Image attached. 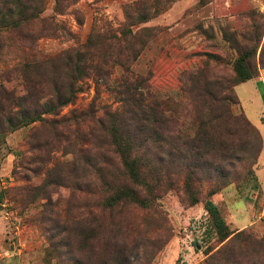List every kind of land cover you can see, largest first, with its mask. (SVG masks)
<instances>
[{
  "label": "rangeland",
  "instance_id": "rangeland-1",
  "mask_svg": "<svg viewBox=\"0 0 264 264\" xmlns=\"http://www.w3.org/2000/svg\"><path fill=\"white\" fill-rule=\"evenodd\" d=\"M44 2L40 17H49L53 26H28L39 36L36 49L96 59L87 62L89 76L78 82L81 91L55 123L46 116L49 123L0 140V264H208L225 242H215L206 200L217 206L230 230L264 238V123L243 114L246 102L239 88V103L232 67L238 54L253 46L251 61L258 63L264 0H61L58 9L56 0ZM4 40L0 84L22 91L17 73L5 72L22 67L23 43L15 32ZM212 54L223 60H211ZM184 73L197 75L199 93L221 83L230 86V101L211 111L196 106L207 122L196 120L195 94L182 90ZM127 82L145 98L177 102V124L163 126L167 143L162 145L187 156L178 163L196 169L187 181L184 167L164 156L167 176L157 182L159 152L150 143L149 194L129 180L107 133L85 119L74 125L81 114L89 119V106L96 116L121 110ZM226 108L246 117L259 133L261 148L252 166L217 164L214 119ZM235 129L224 130L226 142L243 147L245 140L253 141L245 128ZM125 187L143 202L126 198L108 207L106 197ZM241 257L243 264H264V248L246 244Z\"/></svg>",
  "mask_w": 264,
  "mask_h": 264
},
{
  "label": "trees",
  "instance_id": "trees-1",
  "mask_svg": "<svg viewBox=\"0 0 264 264\" xmlns=\"http://www.w3.org/2000/svg\"><path fill=\"white\" fill-rule=\"evenodd\" d=\"M44 1L0 0V62L6 35L15 32L23 43V45L21 44L22 67L5 72L6 75L10 72L17 73L22 82V91H18L16 87L9 89L0 84V140L21 128L36 123H49L46 116L53 117L51 122L55 123V118L61 111L74 103L77 94L81 91L78 82H82L89 76L86 72L87 62L90 58H95L93 55L84 56L78 53L47 55L36 49L35 41L39 36L36 38L37 32L32 31L28 26L34 23H38L42 27L47 24L49 27L53 26L49 17H40L44 11ZM60 2L61 0H56L57 9ZM248 41L254 42V39H248ZM256 42L259 43V40L255 39ZM234 43L236 47L240 48L238 42L234 41ZM256 48L257 46L254 50L253 46L252 51L239 53L234 59L232 67L237 75V85L257 78L260 70L264 69V42L258 63L254 66L251 59L255 56ZM209 57L215 62L223 60L216 54L209 55ZM97 60L102 64V59L98 58ZM59 68L62 70L60 74H57L56 70ZM54 71L55 73H53ZM196 77L195 73H184L181 77L182 90L195 94L192 101L195 103L196 120L201 122V119H204L207 122L210 118L204 117L202 110L196 109V106L199 104L202 108L206 106L208 111L214 110L221 103L230 101L231 89L227 84L221 83L215 91L205 90L199 93L198 89L194 87V84L197 83ZM187 82H189L188 87L186 86ZM124 87L126 98L122 102L121 110H103L101 115L96 116L95 108L89 106V119H87V115L81 114L78 119H75L74 125L82 123L85 119L96 125L99 130L107 133L108 140L114 147V152L118 155L129 180L150 194L151 188L147 182L146 174L150 143L155 145L159 152L155 155L158 165L157 182H161L167 176L164 156L170 157L173 163H177L178 169H182L185 165V163L179 165V162L188 160L186 155L181 154L179 148H175L176 153L174 154L165 150L162 145V143H167L161 131L163 126L169 125L171 122L177 124L175 119L179 113L176 108L177 102L173 98L160 101L156 95L145 98L142 92L140 93L137 87L129 82L125 83ZM196 96H198L197 100H195ZM214 120H217V126L213 129L218 145L217 164L226 162L234 164L246 161L252 166L261 148V140L256 128L246 117L233 115L228 108L221 110V114ZM240 126L245 128L253 141L245 140L243 147L239 145V141L226 142L224 130L228 131V128L238 130L241 128ZM63 127H68L67 122ZM173 142H177V140L175 139ZM184 169L187 171L185 181L191 178V175H195L196 169L186 168V166ZM174 173L179 174V171H174ZM216 191V189L212 190L208 195L211 196ZM126 198L135 202H143L133 190L125 187L120 191H113L106 197L105 203L112 208L120 202L127 201ZM204 209L209 216L210 228L215 234V242L218 245L225 242L208 258V264H243L245 258L241 256L246 244L260 250L264 248V238L256 239L245 231L230 230L221 217L219 209L211 200L205 201Z\"/></svg>",
  "mask_w": 264,
  "mask_h": 264
},
{
  "label": "crops",
  "instance_id": "crops-1",
  "mask_svg": "<svg viewBox=\"0 0 264 264\" xmlns=\"http://www.w3.org/2000/svg\"><path fill=\"white\" fill-rule=\"evenodd\" d=\"M239 88L246 102L245 109L241 108L243 114L246 113L253 119L264 123V69L260 70L257 78L239 84L236 87L237 96ZM238 100L240 103L239 96Z\"/></svg>",
  "mask_w": 264,
  "mask_h": 264
}]
</instances>
